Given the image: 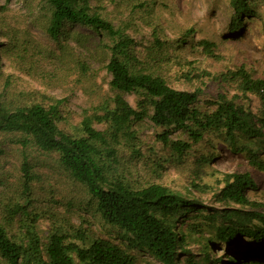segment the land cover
<instances>
[{"label":"trees","instance_id":"1","mask_svg":"<svg viewBox=\"0 0 264 264\" xmlns=\"http://www.w3.org/2000/svg\"><path fill=\"white\" fill-rule=\"evenodd\" d=\"M21 1L31 11L34 6L39 7L33 24L46 35L49 44H40L20 28L22 23L17 14L8 8L10 0L0 4V154L6 143L21 148L23 157L21 193L1 200L5 224H0V264H135L138 254H147L160 264H181L182 257H188L185 264H224L212 260L207 249L203 259L196 262L185 249V235L178 224L189 214L200 215L203 207L161 183L134 184L130 179L132 169L120 162L118 150L126 146L139 157L134 127L149 119L159 129L155 140L165 152L163 158L155 156L156 172L165 169L167 163H183L197 145L205 143L214 151L195 155V179L204 174L219 147L247 154L249 166L264 174V160L259 158L256 148L264 140V79L254 78L242 65L220 78V86L234 88L232 96L224 90L215 99L203 100L202 76L196 78L189 71L183 73L186 81L198 80L201 85L183 91L169 85L161 74L169 63L175 64L180 59L178 54L174 58L170 56L168 50L182 51L193 30L171 46L160 40L156 30L153 44L139 55L134 38L125 28L129 24L115 25L97 11L98 6H93L98 0ZM255 1H229L233 10L231 35L239 33L246 20L256 17L252 5ZM139 6L145 8L147 4ZM83 30L98 39L96 50L101 49L107 60L101 64L110 76L111 97L98 107L84 110L76 131L67 132L61 128L66 119L65 101L41 102L34 98V92L20 82L17 73L40 82H57L62 75L71 73L86 76L91 69L87 61L81 57L75 59L65 45L73 41L89 49L90 38L81 33ZM195 46L209 57L217 58L215 43L201 39ZM70 61L73 66H69ZM3 67L10 72H5ZM126 96L135 97V107ZM249 96L257 97L262 104L258 117L240 102ZM96 125L105 129L98 130ZM176 134L179 137L174 138ZM30 150L57 156L61 169L86 192L85 199L77 205L69 202L68 207L74 206L80 214H89L118 230L121 244L96 238L81 226H56L47 236L46 244L41 245L33 222L36 216L27 212L31 183L35 179L28 163ZM196 183L191 181V186L198 189ZM223 185L222 202L241 209L224 212V226L217 228L216 237L228 246L247 239L241 259L252 255L255 260H245L242 264H261L256 258L264 257V215L244 210L259 207L249 199V193L258 190L253 175L251 172L226 174ZM0 186L10 189L1 172ZM21 213L24 232L15 236L9 225ZM225 264L235 263L230 259Z\"/></svg>","mask_w":264,"mask_h":264},{"label":"rangeland","instance_id":"2","mask_svg":"<svg viewBox=\"0 0 264 264\" xmlns=\"http://www.w3.org/2000/svg\"><path fill=\"white\" fill-rule=\"evenodd\" d=\"M230 0H98L94 3L104 16L114 21L115 25L121 23L129 24L128 33L136 42L135 50L141 55L145 48L154 42V32L157 30L160 40L169 46L174 45L180 38L184 37L189 30H193L188 39V44L182 51L174 53L169 49L170 56L178 54L180 59L176 63H169L161 74L169 85L183 91L194 90L200 81H186L182 76L187 71L190 74L202 76L205 87L204 99H215L217 94L224 90L232 96L235 93L231 85L220 86L222 74L233 71L244 65L254 78L264 79V0H256L252 5L256 10V17L245 21V26L239 33L231 35L229 24L233 16V10L229 5ZM5 0H0L4 4ZM140 3H146L147 7L140 8ZM8 8H11L16 18L22 23L23 30L40 44L47 45L49 40L46 35L37 29L33 21L39 11L38 6L31 11L25 7L21 0H10ZM139 7V8H136ZM15 26L19 25L13 20ZM87 36L91 45L84 49L73 41L65 42L68 52L77 57L85 59L91 69L85 76L71 73L66 77L63 75L57 82L37 81L31 77L21 76L20 81L25 87L34 92V98L41 102L49 99L64 100L63 106L65 122L61 128L67 132L76 131L84 110H91L100 106L105 99L111 97L109 89L110 76L101 63H106L104 53L101 49L96 50L98 39L89 31H81ZM208 40L215 43L217 58L209 57L200 47H196L198 40ZM174 58V57H173ZM105 62H101V60ZM74 63L70 61L69 66ZM5 72L10 69L2 68ZM201 86V85H199ZM131 106H136L134 96H126ZM240 102L250 109L258 117L262 111V104L257 97L249 96ZM96 129L104 130V126L96 125ZM134 130L139 140V157L134 156L126 146L118 150V158L122 164L132 169L130 179L134 184L145 185L149 183H161L175 193L181 194L189 200L203 207L200 215L192 213L187 215L178 224V228L185 235L184 245L189 254L196 262L203 259L204 251L207 249L212 260L221 261L224 264L230 259L235 264L243 261L255 260L252 255H245V243L247 239H241L235 245L228 246L221 243L216 237V230L224 226L222 215L228 209H241L239 206L222 202L220 191L223 188V177L226 174L251 172L258 187L257 191L249 193V199L258 203L259 207H246L245 211L256 212L264 215V174L251 168L248 164L247 154L230 152L226 147H219L215 153V159L205 167L201 177L196 176L194 157L197 153L213 152L205 143L197 145L190 157L183 163H167L165 169L156 172L154 159L163 158L165 152L161 145L156 142L155 134L159 129L145 119L136 124ZM179 137L176 134L174 138ZM3 153L0 154V172L6 180L9 190L0 186V224L4 223L2 202L5 197L13 198L19 196L22 190V172L20 171L23 157L21 148L4 143ZM259 158L264 160V140L259 144ZM28 163L31 166V174L34 181L31 183V202L27 212L34 217L35 230L40 237L41 245L46 244L47 236L55 227L65 226L67 228L82 227L89 230L96 238L119 241V232L112 229L106 223L101 222L89 214H80L74 206L68 207L69 202L80 203L86 198L85 189L61 169L56 155H45L35 151H28ZM157 170V169H156ZM191 181H197L199 188L191 186ZM8 192V193H5ZM3 195V196H2ZM16 196V197H17ZM24 204L23 202H21ZM20 203V204H21ZM23 213L14 218L9 225L10 232L15 236H22ZM211 218V219H209ZM84 220V221H83ZM89 221L90 223H85ZM5 224V223H4ZM18 238V237H17ZM115 239V240H114ZM188 257L181 258V264H185ZM256 261L264 264V257H257ZM135 264H160L147 254H138Z\"/></svg>","mask_w":264,"mask_h":264}]
</instances>
